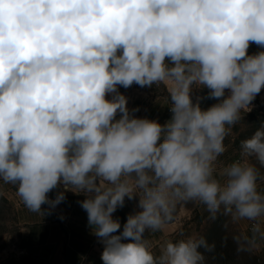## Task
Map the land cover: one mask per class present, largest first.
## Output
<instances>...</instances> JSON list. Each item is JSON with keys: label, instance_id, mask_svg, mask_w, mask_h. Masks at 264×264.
Wrapping results in <instances>:
<instances>
[{"label": "clouds", "instance_id": "1", "mask_svg": "<svg viewBox=\"0 0 264 264\" xmlns=\"http://www.w3.org/2000/svg\"><path fill=\"white\" fill-rule=\"evenodd\" d=\"M134 84L166 85L170 119L135 115ZM262 89L264 0H0V180L40 216L83 194L103 264H205L204 236L157 254L145 233L194 201L264 237V123L219 163ZM126 198L140 210L121 226Z\"/></svg>", "mask_w": 264, "mask_h": 264}, {"label": "crops", "instance_id": "2", "mask_svg": "<svg viewBox=\"0 0 264 264\" xmlns=\"http://www.w3.org/2000/svg\"><path fill=\"white\" fill-rule=\"evenodd\" d=\"M261 49L254 43L250 45L248 52L254 54ZM195 96L204 97L201 101L203 108L216 103V100L207 97V89L194 91ZM195 99V97H194ZM236 160V159H235ZM233 160L224 162L219 158L220 166ZM264 173V169H261ZM260 188L264 190V181H260ZM57 190L48 193L50 199H54ZM0 193L15 207L17 234L0 251V264H103L101 253L103 244L93 234V229L88 224V217L85 210L80 206L79 201L85 199L83 194H76L72 191L65 193L66 199L55 209L43 216L31 212L17 195V190L11 189L8 185H0ZM48 205H42V209H48ZM206 207L198 202H180L176 205L173 219L157 232H146L145 237L149 247L159 253L161 246L167 241H176L192 235H198L202 225L193 223L191 215L200 213ZM138 198L133 200L125 199L123 208H118L113 213V218H118L121 226L126 222L127 216L139 211ZM246 225L248 226L247 220ZM122 231V227H121ZM255 247L260 249L264 246V237L259 233L254 234ZM119 234V233H117Z\"/></svg>", "mask_w": 264, "mask_h": 264}, {"label": "rangeland", "instance_id": "3", "mask_svg": "<svg viewBox=\"0 0 264 264\" xmlns=\"http://www.w3.org/2000/svg\"><path fill=\"white\" fill-rule=\"evenodd\" d=\"M128 97V107L139 108L135 115L158 119L164 123L171 117L169 111V95L166 85L153 86L151 88H141L133 85L130 88L119 89ZM196 93H193L195 97ZM257 123H264V89L253 101L251 111L244 113L242 120L234 126L231 134L225 139L226 152L220 157L224 162L240 158V142L250 137L257 129ZM4 183L0 180V185ZM6 184V183H4ZM11 189L17 190L15 185L6 184ZM217 214L216 219H210L207 209L200 213L195 212L191 215V221L202 225L197 236H204L210 244L215 245L210 252H203L205 264H264L259 258L264 254V246L251 247L248 240L252 235L248 230L246 221L234 222L230 215ZM16 211L11 203L0 204V251L17 234ZM188 236V232H187ZM235 238H239V241ZM247 238V240L245 239ZM243 249V250H238Z\"/></svg>", "mask_w": 264, "mask_h": 264}, {"label": "built area", "instance_id": "4", "mask_svg": "<svg viewBox=\"0 0 264 264\" xmlns=\"http://www.w3.org/2000/svg\"><path fill=\"white\" fill-rule=\"evenodd\" d=\"M238 159V158H237ZM248 230L252 231V222L248 221ZM261 263H264V254L259 258Z\"/></svg>", "mask_w": 264, "mask_h": 264}, {"label": "trees", "instance_id": "5", "mask_svg": "<svg viewBox=\"0 0 264 264\" xmlns=\"http://www.w3.org/2000/svg\"><path fill=\"white\" fill-rule=\"evenodd\" d=\"M258 128L261 126L259 125V123H257ZM7 200L2 196V194L0 193V204H7Z\"/></svg>", "mask_w": 264, "mask_h": 264}]
</instances>
